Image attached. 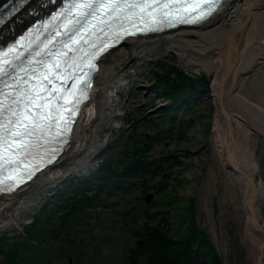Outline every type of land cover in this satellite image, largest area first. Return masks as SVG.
Instances as JSON below:
<instances>
[{
	"label": "rangeland",
	"instance_id": "rangeland-1",
	"mask_svg": "<svg viewBox=\"0 0 264 264\" xmlns=\"http://www.w3.org/2000/svg\"><path fill=\"white\" fill-rule=\"evenodd\" d=\"M122 64L128 74L121 75L115 118L88 158L92 170L101 162L100 183L80 179L71 165L57 169L58 179L16 223L0 226V264H176L182 245L197 250L189 264H255L245 213L227 194L213 73L187 66L172 49L139 57L131 51ZM245 82L253 100L264 96V65ZM255 154L264 181L263 141L256 140ZM144 224L150 236L160 232L156 243L140 242Z\"/></svg>",
	"mask_w": 264,
	"mask_h": 264
},
{
	"label": "bare ground",
	"instance_id": "bare-ground-1",
	"mask_svg": "<svg viewBox=\"0 0 264 264\" xmlns=\"http://www.w3.org/2000/svg\"><path fill=\"white\" fill-rule=\"evenodd\" d=\"M28 20L27 15H21L0 43L11 39L13 31H21ZM161 49H172L187 66L201 64L213 73L212 88L217 105L215 135L218 152L228 172L227 194L237 211L245 213V234L256 250L255 264H264V201L260 206L262 219L250 207V199L257 196V191L264 193L261 187L264 181L255 154L256 140L264 142V96L253 100L245 82L248 73L258 65H264V0H232L216 18L199 28L133 38L110 53L97 79L93 98L77 127L74 141L57 165L17 194L0 199V226L5 219L15 224L20 211L33 203L48 184L58 179L57 169L69 165L79 172L91 169L89 159L98 154L108 124L115 118L114 107L119 97L117 89L123 80L121 75L128 74V67L122 64V60L131 51L139 57ZM251 180L256 184H251ZM141 237L139 240L143 241ZM260 237L262 242L257 241Z\"/></svg>",
	"mask_w": 264,
	"mask_h": 264
},
{
	"label": "snow or ice",
	"instance_id": "snow-or-ice-1",
	"mask_svg": "<svg viewBox=\"0 0 264 264\" xmlns=\"http://www.w3.org/2000/svg\"><path fill=\"white\" fill-rule=\"evenodd\" d=\"M220 3H221V0H204L203 3L178 4L175 6H170V5L165 4L163 7H165V8L171 7V8L175 9V11L172 13H165V15L169 17L168 23H172L173 19H175L176 22H179V23H189V22L199 23V22L209 18L214 13V11L218 8ZM74 6L91 9L90 12H82L81 13V15L86 20L89 15L95 14L97 8H103V7L107 6L111 9H114L118 5H115V4L103 5V4H101V5H97L94 7L93 4H91V3H84L81 5H74ZM148 7H152V5H148ZM181 9H183L182 14L177 16L176 12H179ZM188 9H191V11L189 12ZM73 31L79 32V29H74ZM69 39H72L71 35L69 36ZM11 51L14 52L15 49H12ZM9 54H10V52H5L3 54V63L5 65L11 63L7 59ZM29 102L33 103V107H37V108L40 107L39 105L35 104L32 100H30ZM39 122H40L39 118L36 119L35 123L31 122L30 109H28L26 107L25 113H24V119L19 120V122L16 125L17 132L13 134V142H15V140H17V139L21 140L20 148H19L20 151H23L27 147V145L22 142V138L24 136L30 135L31 131L35 130V128L39 126ZM21 125H23V131H19ZM9 131H11V130H9ZM25 155L27 156V155H29V153H26Z\"/></svg>",
	"mask_w": 264,
	"mask_h": 264
},
{
	"label": "trees",
	"instance_id": "trees-1",
	"mask_svg": "<svg viewBox=\"0 0 264 264\" xmlns=\"http://www.w3.org/2000/svg\"><path fill=\"white\" fill-rule=\"evenodd\" d=\"M115 176H118L117 173H115ZM111 193L114 192V189L112 188L111 190ZM145 227H147L148 225L147 224H144ZM144 227V228H145ZM150 232V229L147 227V229H145V231L143 232L144 234H138L139 237L142 236L141 238H143V241H140L141 243L143 242V244H151V243H156V241L161 237V234L160 232H158L157 236H150L149 234ZM197 237H200V234H197ZM193 242V241H191ZM159 244V243H158ZM163 246V244H161ZM177 252L181 255H178L177 260L175 259L174 261L176 262V264H179V262H181L180 260H182L184 262V264H189L192 260L195 259V257H197L198 255L196 254L197 253V250H193L192 248H187V250H185V245H182L181 247H179ZM210 253H213V250L211 249L210 250ZM212 260H213V257H212ZM173 261V262H174Z\"/></svg>",
	"mask_w": 264,
	"mask_h": 264
},
{
	"label": "water",
	"instance_id": "water-1",
	"mask_svg": "<svg viewBox=\"0 0 264 264\" xmlns=\"http://www.w3.org/2000/svg\"><path fill=\"white\" fill-rule=\"evenodd\" d=\"M257 178H258V176L256 177V179ZM255 180H251V184L255 185L256 184ZM261 187H262V189L264 191V183H263V185L261 184ZM258 193L259 192L257 191V196H254L253 198L250 199L251 200L250 201V207L254 209L253 213H255V212L259 213V215H260L259 218L262 219V216H261V213H260V211H261L260 206H261L262 201H264V193L263 194L259 193V195H258ZM152 198H153L152 194L148 195L147 201H150Z\"/></svg>",
	"mask_w": 264,
	"mask_h": 264
}]
</instances>
